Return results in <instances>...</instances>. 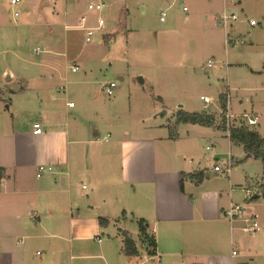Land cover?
I'll list each match as a JSON object with an SVG mask.
<instances>
[{
  "label": "rangeland",
  "instance_id": "rangeland-1",
  "mask_svg": "<svg viewBox=\"0 0 264 264\" xmlns=\"http://www.w3.org/2000/svg\"><path fill=\"white\" fill-rule=\"evenodd\" d=\"M91 2H103L105 8L99 13L88 11ZM222 12L237 17L232 27L224 29L217 24ZM82 16L87 28H97L98 19L103 21L90 42L86 41V31L79 26ZM249 20L256 22L254 28L249 26ZM227 33L235 42L225 44ZM36 47L41 50L39 55L35 53ZM73 61L79 66L76 74L69 68ZM208 62L212 64L209 68ZM7 76L10 80H6ZM78 76L88 82L79 90L69 84ZM138 77L143 78L141 84ZM111 82L116 87L113 95L107 96L103 87ZM50 95L55 102L67 96L73 104L81 122L72 126L81 129L88 139L97 140L88 151L92 156L110 147L109 152L116 159L113 144L121 135L122 140L150 137L154 133L163 135L165 131H159V125L174 120L180 109L213 113L219 119L220 95L229 98L232 114H256L259 121L252 129L264 137V0H19L15 5H11V0H0L3 151L12 130L30 127L38 118L36 108L40 100L46 103L52 100ZM200 97L209 98L210 103H203ZM190 128H193L190 124L178 125L177 133L185 141H165L167 146L182 149L176 162L188 166L189 160L198 161L196 154L202 165H206L207 175L226 178L213 173L214 164H223L224 160L214 159V150L210 152L206 147H215L226 154L227 138L215 144L206 135L195 132H189L187 137L186 130ZM194 128L199 132L204 130L200 126ZM230 152L226 159L230 155L233 163L228 178L234 189L244 192L239 203L246 212L259 215L264 228L262 163L254 157L247 158L240 146L231 145ZM90 163L93 165V161ZM73 178L69 189L72 206L67 208L64 204L53 210L58 217L62 216L63 222L69 209L75 211L78 202L85 203L88 209L93 204L90 190L81 189L82 185L90 186L91 179L78 174ZM93 179L97 180V174L94 173ZM247 189L259 198L245 200ZM139 220L127 216L120 223L110 221L102 227L100 238L115 239L119 244L118 252L113 255L117 264H159L144 252L139 257H127L120 252L122 236L118 235V228L136 231ZM233 226L234 246L254 251L257 256L250 264H264V230L245 235L237 229V223ZM60 228L65 230L63 224ZM88 246L89 254L99 255L101 244L95 239ZM37 251L38 254H30L32 261L46 255L42 247ZM83 262L106 263L102 259Z\"/></svg>",
  "mask_w": 264,
  "mask_h": 264
},
{
  "label": "crops",
  "instance_id": "crops-1",
  "mask_svg": "<svg viewBox=\"0 0 264 264\" xmlns=\"http://www.w3.org/2000/svg\"><path fill=\"white\" fill-rule=\"evenodd\" d=\"M69 64L79 71L75 61ZM87 83L78 76L69 84L79 90ZM67 98L55 102L50 95L52 100L46 103L40 100L36 108L38 118L32 125L19 131L13 129L7 137L5 151L0 143V168L5 171L0 181V264H84L89 259L117 264L113 255L118 252L119 244L115 239L103 241L99 234L110 221L120 223L127 216L146 222L147 233L156 242L153 257L159 264H250L255 260L254 251L234 246L236 229L225 218L230 203L240 204L244 198L243 190L233 188L231 178L207 175L206 165H202L196 154L197 162L189 160V167L179 165L176 159L182 149L165 145L166 140L174 141L169 139L166 125H159V131L166 132L163 135L154 133L150 137L123 140L121 135L113 144L117 160L110 154V147L97 153L98 156L89 155L91 145L97 140L88 139L81 129L72 126L81 121ZM34 123L41 125L38 135L33 133ZM195 126L191 125L193 128L186 130L185 136L195 132L206 135L215 144L226 138L223 132L204 127L199 132ZM181 140L179 135L175 139ZM104 141L107 143L105 138ZM231 145L226 139L229 154ZM212 148L214 159H226L228 153ZM41 165L51 167L52 172L37 177ZM201 171L207 175L204 179L200 182L185 179L180 187L181 173ZM75 174L91 179L90 186L83 189L85 185H82L81 189L90 190L93 204L88 209L85 203L78 202L75 211L69 209L63 222L62 216L58 217L53 210L64 204L67 208L72 206L69 189ZM100 218L105 220L103 225L99 224ZM62 224L65 230L60 228ZM54 229L57 232L52 233ZM118 229V235L122 236V229ZM127 232L137 238L138 229ZM94 239L101 244L99 255L89 254L88 242ZM39 247L46 255L32 261L30 254H38ZM233 250L237 255L232 256Z\"/></svg>",
  "mask_w": 264,
  "mask_h": 264
},
{
  "label": "trees",
  "instance_id": "trees-1",
  "mask_svg": "<svg viewBox=\"0 0 264 264\" xmlns=\"http://www.w3.org/2000/svg\"><path fill=\"white\" fill-rule=\"evenodd\" d=\"M220 108L221 113L225 110V98L220 95ZM220 113V114H221ZM179 124H190L196 125L204 128H212L213 130L224 132L225 122L222 115L219 119L212 113L198 112V111H185L178 110L175 113L174 120L168 121L166 128L168 130L169 139L175 140L178 137L177 129ZM226 137V136H225ZM229 142L232 145L240 146L244 154L250 157L259 159L262 163V181H264V138L259 135L257 131L252 128L245 126L243 123H239L231 128L228 136ZM205 172H194L180 174V187L183 186V181L185 179L195 180L200 182L207 175ZM5 171L0 168V181L4 179ZM263 183L261 188H263ZM255 195V194H254ZM253 195L248 199L249 201L254 200ZM259 195H257V198ZM105 220L99 219V224L103 225ZM147 225L144 220L138 221V235L137 240L140 242V246L134 240L132 234L127 231L122 232V252L127 257H139L142 252L146 253L148 256L153 257L156 255V242L152 235L147 233Z\"/></svg>",
  "mask_w": 264,
  "mask_h": 264
},
{
  "label": "built area",
  "instance_id": "built-area-1",
  "mask_svg": "<svg viewBox=\"0 0 264 264\" xmlns=\"http://www.w3.org/2000/svg\"><path fill=\"white\" fill-rule=\"evenodd\" d=\"M19 2V0H11V5H15ZM105 8V4L103 2H91L88 6H87V10L91 11V12H96L99 13L100 11H102ZM185 9V8H184ZM163 17L164 14L162 13L160 16V22L163 21ZM237 17L233 14L228 15L226 12H222L219 16H218V25L223 27L224 29H227L228 27H232L231 23L236 21ZM85 22L86 19L85 17H80L79 18V26L81 29L86 31V41L90 42L91 37L94 33V31H96L97 29H99V26H101L103 24V21L101 19H98L97 21V28H87L85 27ZM249 25L251 26H255L256 22L253 20H249ZM235 42V40H232L230 38V34L227 33L226 37H225V44H229ZM35 53L37 55H39L41 53V50L36 47L35 48ZM212 64L211 62H208L207 67H211ZM70 69L71 72L75 73L77 72L78 68L74 65H70ZM116 87V84L114 82H111L107 85H105L103 87V92L107 95V96H112L113 92H114V88ZM200 100L203 103H210L209 98L207 97H200ZM69 106H73V104H69ZM222 117L224 118V122H225V131L223 132V134L226 136V138L228 139L229 136V132L231 130L232 127L239 125V123H243L245 126L252 128L253 126L257 125L259 118L257 115L251 113V114H239V115H234L231 113L230 110V103H229V98H225V110L222 112ZM33 130H34V134L38 135L41 133V125L39 123H34L33 124ZM108 136L105 138V140H107ZM229 140V139H228ZM206 150L208 151H212L213 148L212 147H206ZM232 159L231 156L229 155V157L223 161V164H219L216 163L214 164V166L212 167V171L215 175H223L224 177H230V171L232 168ZM52 172V168L48 167V166H44L41 165L38 167L37 171H36V176L40 177L43 174L46 173H51ZM85 187H83L84 189ZM252 193L249 189H247L245 191V200H248L251 197ZM225 218L230 222V224H239V230L245 234V235H255L256 233L263 231L264 228L260 222V217L259 215H257L256 213H252L248 210V212H246L243 208V205L241 204H232L230 203L229 207L227 208V210L225 211ZM35 222L38 223L39 220L36 217L35 218ZM100 242V240H99ZM237 255V252L235 250L232 251V256ZM131 264H135V263H131Z\"/></svg>",
  "mask_w": 264,
  "mask_h": 264
},
{
  "label": "water",
  "instance_id": "water-1",
  "mask_svg": "<svg viewBox=\"0 0 264 264\" xmlns=\"http://www.w3.org/2000/svg\"><path fill=\"white\" fill-rule=\"evenodd\" d=\"M6 80H10V77H6ZM137 82L139 83V84H141L142 82H143V78L142 77H138L137 78ZM162 114H165L164 112L162 113ZM250 156L249 155H247V158H249ZM257 198V194H255V195H253V199H256ZM133 236V238H134V240L138 243V245L140 246V242L137 240V238H136V236L135 235H132Z\"/></svg>",
  "mask_w": 264,
  "mask_h": 264
}]
</instances>
